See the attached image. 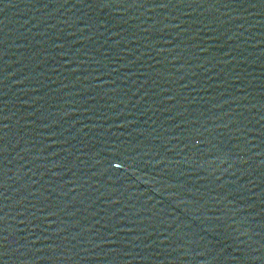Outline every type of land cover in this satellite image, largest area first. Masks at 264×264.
Wrapping results in <instances>:
<instances>
[{
    "label": "water",
    "instance_id": "1",
    "mask_svg": "<svg viewBox=\"0 0 264 264\" xmlns=\"http://www.w3.org/2000/svg\"><path fill=\"white\" fill-rule=\"evenodd\" d=\"M0 264H264V0H0Z\"/></svg>",
    "mask_w": 264,
    "mask_h": 264
}]
</instances>
